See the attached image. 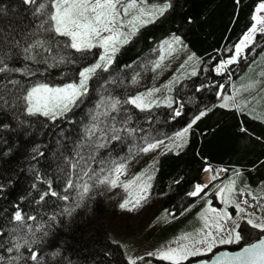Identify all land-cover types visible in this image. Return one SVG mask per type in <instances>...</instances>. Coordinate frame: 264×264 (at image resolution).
<instances>
[{"label": "trees", "instance_id": "16d2710c", "mask_svg": "<svg viewBox=\"0 0 264 264\" xmlns=\"http://www.w3.org/2000/svg\"><path fill=\"white\" fill-rule=\"evenodd\" d=\"M260 1L137 0V8L150 9L154 4L170 7L151 23L129 29L133 34L118 47L112 63L97 69L71 111L53 120L41 114L28 115L20 98L36 84L79 81L80 71L101 62L100 47L76 51L66 46L69 38L44 30L50 21L42 29L51 0H37L46 5L42 15L36 14V5L23 0H0V53L9 54L5 61L9 68L22 70L0 73V95L9 100V106L0 102V256L4 258L0 264H10L16 256L22 258L12 264H38L28 259L27 246L19 252H7L15 238L23 243L24 238L31 241L33 234L37 243L31 250L40 253L39 264H130L131 260L143 264L125 251L123 241L129 240L131 232L113 226L110 185L98 181L111 177L121 163L142 161L147 144L171 137L189 124L181 146H169L154 158V192L168 210L166 214L179 218L165 223L167 215L160 212L156 232L150 237V231L145 234L147 246L200 225L197 213L206 197L190 193L206 169L222 167L226 175L235 170L239 172L238 184L257 186L264 182V95L254 106L221 102L222 91H230L233 85L248 86L240 79L254 65V79L250 78L258 85L254 93L264 90V32L257 33L237 60L216 70L220 61L233 55L253 24ZM37 40L44 42V48L25 53L24 49ZM168 40L177 47L169 56L173 69L168 67L171 75L164 84H155V61ZM188 59L191 62L187 63ZM154 89L159 91L146 97L152 101L150 107L126 103L131 96ZM110 98L111 103L121 102L116 110L110 108ZM13 101L15 107H11ZM106 101L108 104H103ZM202 112L205 114L192 124ZM94 125L96 130L89 135ZM69 180L74 187H67ZM85 183L90 187L81 199ZM51 191L58 195L52 196ZM46 192L49 194L41 200ZM16 211L25 217L23 224L14 221ZM29 216L35 219L29 220ZM239 230V242L215 250L234 248L264 234L246 219ZM142 235L136 232L137 237Z\"/></svg>", "mask_w": 264, "mask_h": 264}, {"label": "snow or ice", "instance_id": "6c2138e0", "mask_svg": "<svg viewBox=\"0 0 264 264\" xmlns=\"http://www.w3.org/2000/svg\"><path fill=\"white\" fill-rule=\"evenodd\" d=\"M23 2L28 5H36V14L38 15H42L46 11V5L43 2L37 3V0H23ZM168 7H170V5H164L163 7L154 9L139 8V15L134 16L133 20L129 23L132 24L133 29H135L137 21L145 24L151 23L157 14H162ZM134 8H137V0H131V2L127 4L121 3V0H51V11L48 12V19L43 21L40 27L44 29V25L50 21L51 23H49L48 28L44 30L51 31L59 36L69 38V43L66 45L67 47L82 52L95 48L97 45H99V47L103 48L104 55L99 57L101 63H96L93 66L86 67L79 72L81 79L78 84L69 83L63 87H52L48 84L41 83L32 86L26 91V94L20 98L26 105V113L28 115L41 114L45 117L55 120L58 117L63 116L65 113L71 111V108L73 105H75L76 101L86 93L87 83L90 77L96 73L97 69L111 64L113 59L112 54L118 50V44L127 43V36L133 34H126L121 32L119 29L123 26V21L120 19L121 13L127 15ZM0 11H2V9H0ZM261 11H264V2H261L257 8V13ZM145 16L148 18L143 19ZM254 19L256 25H260L261 27L257 29L256 26H253L249 33L243 37L242 41L235 50L237 57L243 51L244 47H246L247 44L253 39L254 33H256L258 30L264 32V16L256 15ZM104 33H108V35H104ZM37 47L44 48V42L37 40L33 44L26 47L24 52L31 53L32 50ZM45 50L47 51L48 49ZM9 58L10 57L8 53H0V73L22 71L21 69L9 68L8 64L5 63V61ZM25 58L35 59L34 56H26ZM234 60L235 57L226 63H233ZM224 67L225 65L221 64L220 67L216 69L217 72L221 71ZM9 83L16 84L18 82L10 80ZM249 87H251V85ZM154 91H159V89L149 91L146 95H137L136 97L126 101V103H131L132 105L142 109L150 107L152 101L148 100L146 97H150ZM0 102H2L3 106H9V100L3 95H0ZM120 103L121 102L119 100H116L111 103L110 108L112 110H116L117 105ZM170 103L171 102L169 101V104ZM15 106V101H13L11 103V107ZM204 114L205 113L202 112L199 116H196L193 119L192 124H194L196 120L200 119V116H203ZM176 115L179 116L180 111H177ZM190 127L191 124H189V126L185 128L183 132L178 133V136L184 137ZM95 130L96 126L94 125L93 129L89 130V135L94 134ZM113 131L116 130L113 129ZM113 138L119 139L118 136H114ZM98 146L102 147L103 145ZM157 146L158 144H149L147 147L143 148L142 151L147 152L150 149L156 148ZM72 167H76V165H73ZM125 167L126 166L124 164H119L113 170L116 176L115 179L111 178L110 176H106L103 179H100L98 183H107L111 187L119 186L118 178L119 175L124 172ZM88 171H91V169ZM88 171L84 172L85 176L88 175ZM206 171H211V169H206ZM212 178L215 179V177ZM149 179H151V177H149ZM138 180H140L139 176L135 177L132 181L125 183L123 187L127 191L129 188L135 185ZM232 184L234 185L235 181H233ZM67 187H74L71 180L68 181ZM89 187L90 186L87 183L82 185L83 192L81 193V199H83V195L89 191ZM139 187L142 191L136 192L134 199L131 198L133 194L129 193L130 198L125 199L120 204L121 209L131 211L140 205L142 199L146 198L144 195H142V192H146L150 185H140ZM233 190L234 189L232 187H227L226 189H221V194H223L225 191L231 193ZM202 191L203 187L198 184L196 185L195 191L190 193V195L196 196ZM48 194V192L44 193V195L41 196V200ZM50 194L52 196L58 195V193L55 191H51ZM62 199L67 200L68 197L63 196ZM244 203H247V201H244ZM129 205H132V207H129ZM236 207L240 212L244 211V209L240 207L239 204H237ZM210 211L216 213V215L211 224H209L207 218H205V227L214 228L217 233L227 231L228 236L227 238H220L217 240V236L211 231H208L201 239L196 241L197 244H205L207 246L206 251H211L216 243L230 244L233 242H239L242 239L241 233L238 231L239 224L234 222V227L225 229L224 224L221 221H227L231 219L226 211L217 212L216 209H210ZM13 219L16 222L23 224L25 217L20 211H16L14 213ZM28 219L34 220L35 217L29 216ZM247 223L252 225L254 228L264 231V222L255 223L252 219H248ZM13 231H15V229ZM28 232H32L31 227H28ZM0 235H3V233L0 232ZM44 235H47V233H44ZM182 239L187 240L189 237L185 236L182 237ZM35 243H37V240L35 239L34 234L31 241H29L27 238H24L23 243L20 242V238H15V242L13 243L12 247L7 248V252H19L21 248L27 246L30 253L28 259L33 262H38L39 264L40 253L38 251L31 250V245ZM200 254L202 253L199 248L194 246L190 247L189 245L185 244L179 247L169 248L166 251H162L159 253V257L161 259L171 261L172 264H181V262L188 256ZM21 258V256L12 257L10 264H12V262H18ZM3 259L4 258L0 256V260ZM140 259H143V257ZM130 264H136V260H131ZM216 264H264V240H261L258 243H253L249 247L245 248L242 252L236 253L235 256L228 257L227 261L219 259L216 261Z\"/></svg>", "mask_w": 264, "mask_h": 264}, {"label": "rangeland", "instance_id": "374dc122", "mask_svg": "<svg viewBox=\"0 0 264 264\" xmlns=\"http://www.w3.org/2000/svg\"><path fill=\"white\" fill-rule=\"evenodd\" d=\"M130 2L131 0H121V3L124 4ZM160 7H162L160 4H154L150 9L160 8ZM138 8H145V7L139 5ZM138 8L132 9L130 13L127 15L121 13L120 19L123 21V26L120 27L119 29L121 32L127 34L129 29H133L132 24H130L129 22L133 20L134 16L139 15ZM263 14H264L263 11L258 13V15L260 16H264ZM147 18H148L147 16L143 17V19H147ZM139 23L141 22L137 21L136 25ZM254 26H256L257 29L260 28L256 24ZM258 32L261 31L258 30L256 33L253 34V39L247 44V46L250 45L252 41H254L255 36L257 35ZM104 35H108V33H104ZM121 44L122 43H119L117 47H119ZM246 47H244L240 55L245 53ZM174 50H177V47L174 45L173 40H168L167 42H165L164 47L160 50V53L156 58L155 66L152 72L153 74L152 76L154 77L155 84H157L158 82L164 84V82L166 81V77L168 79L169 76L171 75L169 72L170 70L169 68L171 67L173 69L172 67L173 59H171L169 56L171 55V53L175 52ZM181 50L185 51V48ZM101 55H104V50L103 48L100 47V56ZM234 57L235 60L238 59V57L236 56V51L233 56H229L226 60L220 61L217 65V68H219L221 64H224L225 67L223 69H225L226 66L229 64L226 62L233 59ZM263 59L264 56L261 58V60ZM188 62H191L190 59L187 60V63ZM253 68H251L250 72L242 76L240 79V81L242 82L244 81L243 82L244 84L247 83L248 85L247 87H245L246 85L243 87L242 84L236 87L233 85L230 91H222L221 102L224 103V105L227 104L238 105L244 103V106L245 105L254 106L258 102V100L260 101L263 98L264 90L261 91L260 89L259 94L254 93V89L256 88L255 85L257 87L258 85L255 80L250 79L251 77L254 79ZM79 81H71L64 84H48V85L52 87H63L64 85L69 83L78 84ZM238 84L239 83H237V85ZM250 85L251 87H249ZM87 89H88V83H87ZM131 98L134 97L131 96L130 99ZM108 102L111 103V98L110 101ZM103 104H108V103L106 101L103 102ZM184 129H182V131L177 132L171 137H166L149 143V144H158V146L154 149H150L149 151L144 152L142 161H137L135 159L134 160L132 159L131 161L121 163L124 164L126 167L124 172L119 175L118 178L119 186L117 187L110 186V192L113 197V201H112L113 210L111 215V221L113 226H115L116 228L118 227L126 228L131 232L129 236V240L125 241L124 239L123 241L124 242L123 246L125 248V251L127 252V254L131 259H140L141 257H143V259H141L143 262L146 259H157L160 261H166L172 263L169 260L161 259L159 257V253L162 251H166L169 248H175L185 244L189 245L190 247L194 246L200 249L202 254L195 256L206 255L207 253H211V252L213 253L214 250L216 249L215 247L226 244L216 243L211 251H206L207 246L205 244H197L196 241L201 239L203 235L208 231H211L214 235H216L217 240H219L220 238H227L228 233L227 231L217 233L214 228L205 227V218H207L209 224H211L212 220L216 215V213L211 212L210 209H216L217 212L226 211L227 214H229L228 209L229 210L234 209L233 203L236 205L239 204L240 207H243L249 204L250 202H252V204H255L256 202H259L264 199V182L260 185L250 188L251 186L245 187L246 185L238 184L239 172H236L235 170H231V172H228L227 175L225 174L226 169L222 167L217 168L214 171L212 170L206 171L204 176L198 182V184L203 187V191L199 193L200 197H206L205 202L202 205L199 213H197L198 217H200L201 219L200 225L191 230H185L176 235L170 236L168 239L159 243L158 245L147 246L146 245L147 241H145L146 240L145 234L150 231L148 235V237H150L154 232H156L157 225L160 224V221L158 219L160 212H163L161 215L168 213V210L167 209L164 210L165 207H163L161 204V198L159 196H156L154 192V185L152 183L154 158L157 156L159 152L163 151L169 146H173V145L181 146L184 137L178 136V133L183 132ZM149 144H147V146ZM137 176L140 177V180H138L135 185H133L131 188H129L126 191L123 185L129 181H132ZM149 177H151V179H149ZM212 177H215V179H213ZM111 178L113 179L116 178L114 171L111 175ZM233 181H235L234 185L232 184ZM140 185H150V187H148L146 192H142V195H144L146 198L142 199L140 205L135 207L131 211L121 209L120 204L125 199L130 198L129 193L133 194L131 198L134 199L135 193L138 191H142L139 187ZM227 187H232L234 190L231 193L225 191L223 194H221V189H226ZM237 191H242V192L238 195ZM244 201H247V203H244ZM262 204L264 205V202ZM129 207H132V205H129ZM166 215L167 216L164 218L165 223L169 222L172 219H176L177 217L179 218L178 215H173L170 213ZM257 217L259 218V220H257L258 223L264 222V217H260L259 215ZM186 218L190 219L191 217L190 215H188L186 216ZM243 218L244 217H241L239 220L236 221L227 220L221 222L224 224L225 229H228L234 227V222L240 225ZM238 231L240 230L238 229ZM136 232H141L143 235L141 237H137ZM185 236L189 237V239L187 240L182 239V237ZM189 257H191V255L188 256L181 263H186Z\"/></svg>", "mask_w": 264, "mask_h": 264}, {"label": "water", "instance_id": "95a60500", "mask_svg": "<svg viewBox=\"0 0 264 264\" xmlns=\"http://www.w3.org/2000/svg\"><path fill=\"white\" fill-rule=\"evenodd\" d=\"M261 240H264V234L249 243H244L234 248L224 246L218 248L209 256H199L190 262L181 263V264H216V261L219 259H223L227 261L228 257L235 256L236 253L242 252L245 248L249 247L253 243H258ZM143 264H172V263L166 261H160L157 259H146L143 262Z\"/></svg>", "mask_w": 264, "mask_h": 264}, {"label": "crops", "instance_id": "0c3cea01", "mask_svg": "<svg viewBox=\"0 0 264 264\" xmlns=\"http://www.w3.org/2000/svg\"><path fill=\"white\" fill-rule=\"evenodd\" d=\"M261 2H264V0H261V1L257 4V6H256V8H255L254 15H253V24H252L251 27L245 32V34L242 36V38L240 39V41L237 43L236 47L240 44V42L242 41L243 37H244L245 35H247L248 32L251 30V28L256 24L254 17H255L256 15H258V13H257V8H258V6H259V4H260ZM263 12H264V11H263ZM263 15H264V14H263ZM258 27H261V26L258 25ZM252 42H253V41H252ZM236 47H235V50H236ZM235 50H234L233 55L235 54ZM233 55H231V56H233ZM234 61H235V60H234ZM245 187H250V186L246 185ZM252 187H254V186H251L250 188H252ZM237 192H238V195H239L242 191H237ZM235 198H236V197H235ZM229 201H230V200H229ZM261 202L263 203V202H264V199L261 200V201H259V202H256L255 204H252V202H250L249 204H247V205H245V206L242 207V208L244 209L243 212H240V211L237 209L236 204L233 203V205H234V209H231V210L228 209V211H229V214H228V215L231 217L230 220H235V221H236V220H239L241 217H244L243 219H246V220H248V219H252L255 223H258L257 220H259V218H258L257 216L259 215L260 217H264V205H263ZM233 243H237V242H233ZM226 245H228V244H226ZM215 248H217V247H215Z\"/></svg>", "mask_w": 264, "mask_h": 264}]
</instances>
